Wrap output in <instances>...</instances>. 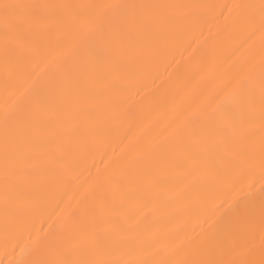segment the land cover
<instances>
[{"label": "bare ground", "instance_id": "bare-ground-1", "mask_svg": "<svg viewBox=\"0 0 264 264\" xmlns=\"http://www.w3.org/2000/svg\"><path fill=\"white\" fill-rule=\"evenodd\" d=\"M262 2L0 0L48 6L7 29L0 10V264H56L69 250L226 264L245 246L259 259ZM242 94L256 113L246 159L226 126ZM112 225L111 246L90 249Z\"/></svg>", "mask_w": 264, "mask_h": 264}, {"label": "snow or ice", "instance_id": "snow-or-ice-1", "mask_svg": "<svg viewBox=\"0 0 264 264\" xmlns=\"http://www.w3.org/2000/svg\"><path fill=\"white\" fill-rule=\"evenodd\" d=\"M39 7H48L40 5H20V4H10L3 3L0 5V10L3 12L4 23L6 29L10 26H14L15 22L20 18L21 9L25 8H39ZM106 7L116 8V9H129L132 10L135 14L136 10L142 9H154L158 7H163L159 5H108ZM241 7H256L254 5H247ZM260 14L262 21H264V2L259 6ZM133 18H135L133 16ZM256 113L253 110V101L252 98L246 94H242L241 101L235 108L234 113H230L227 121V128L230 133V143L235 154L241 159L249 158L255 148V139H256ZM259 153H260V163L261 168L264 169V93L261 94L260 98V112H259ZM8 159H9V150L6 143L5 147V171L6 175L8 172ZM262 179H264V174H262ZM261 194L264 195V188L261 189ZM125 230L132 231L138 228L137 225L126 224L123 226ZM116 225H112L109 228H102L101 232L103 235L98 236L95 233L89 234L86 239L88 247L92 250L104 249L111 246V242L108 236V233L111 232L115 234L119 231ZM128 242L135 243L134 237L127 238ZM145 245H148L149 241L142 242ZM234 254V258L227 261L226 264H264V237H262V247L260 250L259 259L255 258L254 249L252 247H242L237 249L233 247L230 250ZM64 258L58 260L56 264H126V262L121 261H88L84 259L74 258L68 252H62ZM42 264V262H38ZM139 264H152L150 261H140ZM211 264H218V262H211Z\"/></svg>", "mask_w": 264, "mask_h": 264}]
</instances>
